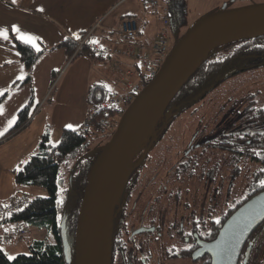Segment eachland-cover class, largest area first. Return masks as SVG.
<instances>
[{"label":"crops","instance_id":"obj_1","mask_svg":"<svg viewBox=\"0 0 264 264\" xmlns=\"http://www.w3.org/2000/svg\"><path fill=\"white\" fill-rule=\"evenodd\" d=\"M141 4L147 5L146 0H0V29L8 30L7 39L0 36V92H8L0 105L3 106L0 131L7 129L0 135V166L5 164L8 171L1 187V196L4 197L0 199L3 200L0 206L14 197L30 196L24 186L15 184L14 171L36 152L43 134L48 132L50 141L56 144L62 130L81 128L91 113L92 85L108 81L113 85L108 90L121 92L116 79L113 80L107 70L113 68L115 61L124 59L128 63L135 58L127 54H109L94 62L89 56L75 57L74 54L70 57L64 48H54L40 57L32 69L31 81L26 83L28 70L13 46L14 37L24 41L20 33L30 34L37 38L35 48H51L66 37L77 36L99 25L92 40L102 46H119L112 30L119 27L122 19L132 16L139 20V24L140 21L147 22L146 16H141ZM150 15L157 19V13ZM12 26H17L20 33L13 31ZM142 34L140 27L139 35L143 38ZM20 76L23 79H18ZM30 101L28 125L4 138L15 125L20 109ZM13 118L15 123L8 127V121ZM68 124L73 127H66ZM1 177L2 172L0 181ZM13 225L0 222V241L3 242L1 235ZM26 229L27 236L32 228ZM32 231L39 233L41 230L34 228Z\"/></svg>","mask_w":264,"mask_h":264},{"label":"trees","instance_id":"obj_2","mask_svg":"<svg viewBox=\"0 0 264 264\" xmlns=\"http://www.w3.org/2000/svg\"><path fill=\"white\" fill-rule=\"evenodd\" d=\"M182 1L164 0L172 12V20L176 17L183 18ZM129 17L132 16H126L125 18ZM92 29L86 30L77 36L66 37L58 45L39 49V51L30 43L14 37L13 46L19 52L20 61L25 64L28 70V75L24 82L31 81L34 65L47 50L54 48H64L70 57L74 54L76 55L75 57L86 55L94 62L100 61L103 55L95 52L87 44L77 50L79 40ZM261 66H264V35L234 40L210 51L201 60L198 67L167 108L158 125L151 132L147 140L149 150L146 156L153 146L163 139L171 127L172 120L202 102L224 79L239 72ZM117 93L104 89L100 85L91 87L90 103L92 105V115L90 118L94 124H99L102 118L107 117L103 112L102 104L110 98L117 97ZM7 96L8 92L0 96V105ZM30 106L31 101L20 109L15 125L4 138L13 135L28 125ZM244 109L246 113L249 112L253 115L254 128L248 131L241 127L240 130L232 133L231 136L233 138L238 136V138H243L244 141L246 139L252 140L254 149L249 148V161L264 166V108L255 109L250 104H245ZM50 140L49 133L45 132L36 152L26 160L27 163L14 171L16 183L44 187L49 192V196L37 195L31 198L29 204L23 210L13 213L3 221L10 223L20 222L25 226L47 230L50 239L33 240L30 245V255L19 254L13 259H9L5 250L0 247V264H69L65 257L62 240L61 224L63 217H65L67 237L72 247V263L70 264H74V242L79 210L89 173L102 149L88 158L87 161L79 162L73 169L71 176L73 180L72 188L70 192L68 191L70 200L60 204L58 201V180L61 161L67 156L75 154L77 150L84 148L88 138H85L79 128L62 130L61 138L56 144H53ZM250 144L248 143L249 147ZM261 181H264V169L256 171L248 188V196L241 203H238L227 217L251 197L264 190V185L261 184ZM248 250L251 252L246 260ZM207 264H210V261ZM237 264H264V217L248 234L240 251Z\"/></svg>","mask_w":264,"mask_h":264},{"label":"water","instance_id":"obj_3","mask_svg":"<svg viewBox=\"0 0 264 264\" xmlns=\"http://www.w3.org/2000/svg\"><path fill=\"white\" fill-rule=\"evenodd\" d=\"M258 35H264V2L235 8L223 6L203 17L179 41L171 43L158 74L125 110L91 168L77 220L74 264H111L115 210L133 162L147 145L151 132L210 51ZM263 217L264 191L236 209L213 241L201 243L200 253H208L211 264H237L248 234ZM61 229L65 257L70 264L72 247L65 217Z\"/></svg>","mask_w":264,"mask_h":264},{"label":"flooded vegetation","instance_id":"obj_4","mask_svg":"<svg viewBox=\"0 0 264 264\" xmlns=\"http://www.w3.org/2000/svg\"><path fill=\"white\" fill-rule=\"evenodd\" d=\"M252 103L245 101L239 111L229 109L224 120L217 122L221 128L218 132L204 125L195 131L196 138L202 133L199 142L191 140L182 157L164 174L159 168L154 171L163 160L152 156L151 151L146 156L148 144L140 150L115 210L111 264H149L154 258L148 248L154 252L155 246L165 261L185 258L191 264H211L210 255L200 253L201 243L213 241L230 211L248 196V185L237 199L233 198L232 189L243 173L241 163L244 158L250 159L253 141L236 135L233 138L231 134L241 127L248 131L254 128L253 115L244 109L245 104L254 107ZM195 148H201L202 153L193 152ZM212 149L229 154L230 160L219 154L221 157L212 161L214 157L206 154ZM220 161L224 164L217 166Z\"/></svg>","mask_w":264,"mask_h":264},{"label":"rangeland","instance_id":"obj_5","mask_svg":"<svg viewBox=\"0 0 264 264\" xmlns=\"http://www.w3.org/2000/svg\"><path fill=\"white\" fill-rule=\"evenodd\" d=\"M140 1L142 2V0ZM262 2H264V0H183V18L180 19V17H176L172 21L170 20L169 27L167 28L171 42L174 43L175 41H179L180 38H182V36L191 27L197 24L203 17L221 10L223 6H228V8H235ZM141 6L143 5L141 4ZM141 11V16H146L147 22L143 23L142 21H140L143 38L142 47L138 48L137 55L145 53L146 49L151 46L155 38L154 35L156 30L162 27L161 19L163 18V15H165V12H163L162 8H159L157 12V19L153 18L150 14L155 13V11L151 10L146 4L142 7ZM138 16L140 15L138 14ZM171 17L173 18V16ZM100 41H102L101 38ZM118 61L122 63L120 69L124 71L129 69L138 70L139 68H141L140 70H143L142 63L140 59L137 58V56H135V58H131L128 63H126L124 59ZM120 69L114 71L113 68L110 67V69L107 70L108 75H110L112 79L115 80L116 77L121 73ZM107 79L109 80V78ZM137 79L138 76H134L129 77L127 80L136 82ZM96 85L103 86L104 89H109L113 86L108 81L102 84L96 83L92 86ZM121 94L122 92H118L117 97ZM245 101H254L252 105H254L256 109L264 108V66L242 71L227 77L216 88H214V90L202 102L198 103L190 110L184 111L182 115L172 120L171 127L164 135L163 140L156 147L154 146V148L150 152L152 156H156L158 159L160 157V159L163 160V162H158V165L156 167L157 169H154V171H157L159 168L158 171H162L163 174L166 173L167 168L170 167L173 162L179 160L182 157L184 148L187 147L188 144L191 145V143H189L191 140H193L194 143L199 142V138H201L202 133H200L198 138H196L197 134L195 133V131L200 129L203 125L210 131H214L215 128L217 130L216 132L220 131L221 128H219L217 122L220 119L221 120L219 123L224 120L226 116L225 114L229 111V109L235 108V110L237 111L241 110ZM112 117L113 116H110L109 119H112ZM119 121L120 118H118V122ZM111 136L112 134H109L107 136H96L93 138H89L84 148L77 150L75 154H71L61 161L58 180V201L60 204L66 203L70 200V198H68V191L70 192L72 188L73 180L71 176L73 173V169L79 162L87 161L88 158L92 157L95 153L104 148L105 145L109 142ZM193 152H200L201 154L202 150L200 148V151H197V148H195L193 149ZM206 154H210L214 157L212 158V161H214L215 159L218 160V158L221 157L219 156V154L225 155V158L223 159L230 160L229 154L226 155L220 153L219 149L217 151L212 149V151H208L206 152ZM200 156L202 158L204 157L202 155ZM24 164L25 162L22 165ZM222 164H224V162L220 161L218 162L217 166H220ZM241 165L243 166V173L237 177V181L234 184L235 186L233 185L232 189V195L234 199H237L241 196V192L245 189L246 185H248L249 187L256 171L259 169H264V166L262 164L259 165L258 163L249 161L245 158ZM5 169V164L3 166H0V174L2 172L0 181V199H2L1 197H4L1 196V187L8 172ZM15 184L20 187L24 186V191L30 194L31 197H35L37 195L49 196V192L44 187L25 184L22 185L16 183V181ZM25 187H28L30 190L25 189ZM144 213L149 214L147 210H145ZM26 227L32 228V230H34L33 226L26 225ZM32 230L30 234L27 236L25 235L23 239H11L9 241L6 240L3 242L0 241V247L4 249L7 255L9 257L11 256L12 259L19 254L30 255V245L33 243V240L50 239L47 230H41L39 231V233H35ZM158 247L161 248V244H159ZM148 250L152 252L154 258V261L150 262L149 264H191L190 260H186L185 258H179L180 260L177 261H175L174 259L165 261V259L158 253V249L156 246L154 252L151 248H148Z\"/></svg>","mask_w":264,"mask_h":264},{"label":"built area","instance_id":"obj_6","mask_svg":"<svg viewBox=\"0 0 264 264\" xmlns=\"http://www.w3.org/2000/svg\"><path fill=\"white\" fill-rule=\"evenodd\" d=\"M8 1V0H4ZM148 7L158 12L162 8L165 15H163L162 27L156 33L154 41L151 46L146 49L145 53L137 55V50L142 47V37L139 35V20L137 18L129 17L120 21L119 27L112 30L113 34L119 40V46H102L99 42L91 39L93 31L99 26L97 25L90 32H88L82 39L79 40L77 50H80L83 45L87 44L91 49L101 55H115L127 54L131 57L137 56L140 59L143 70H122L120 67L122 63L115 61L113 63V70L120 69V75L116 78V84L121 88L122 94L118 97L110 98L107 102L102 104V109L107 117L102 118L99 124H94L91 120V115L82 125L81 132L85 138H93L98 136H107L112 134L118 125V118H121L128 106L133 102L137 95L151 82L158 74L162 64L168 56L172 46L171 39L167 28L170 24L169 7L164 0H146ZM123 46L120 47L121 43ZM138 76L136 82L127 80L129 77ZM113 116L112 119H109ZM31 198L28 196H19L10 199L7 203L0 206V222L15 212L23 210L30 202ZM13 227L3 233L1 238L3 241L11 239H23L27 233L23 223L15 222Z\"/></svg>","mask_w":264,"mask_h":264},{"label":"snow or ice","instance_id":"obj_7","mask_svg":"<svg viewBox=\"0 0 264 264\" xmlns=\"http://www.w3.org/2000/svg\"><path fill=\"white\" fill-rule=\"evenodd\" d=\"M13 2H15V0H13ZM41 11H43V9H41ZM12 30L20 33V29L17 26H12ZM0 36H3L5 39H7L8 36V30L7 29H0ZM20 38L23 39L26 43H30L33 44V46L35 47V43L34 41L37 39L36 37L31 36L30 34H26V33H20ZM37 51H39V48L37 47ZM18 79H23V76L18 77ZM3 92H0V95H3ZM3 113V106H0V114ZM15 123V118H13L12 120L8 121V127H11L12 124ZM66 127L68 128H72L73 125L68 124L66 125ZM4 131H7V129H4ZM4 131H0V135L4 134ZM25 163H27V161H25ZM261 184L264 185V181H261ZM9 259H12V257L10 256Z\"/></svg>","mask_w":264,"mask_h":264}]
</instances>
